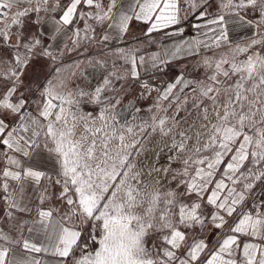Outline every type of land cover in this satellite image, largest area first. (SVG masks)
Returning <instances> with one entry per match:
<instances>
[{
	"label": "snow or ice",
	"instance_id": "1",
	"mask_svg": "<svg viewBox=\"0 0 264 264\" xmlns=\"http://www.w3.org/2000/svg\"><path fill=\"white\" fill-rule=\"evenodd\" d=\"M0 264H264V0H0Z\"/></svg>",
	"mask_w": 264,
	"mask_h": 264
}]
</instances>
